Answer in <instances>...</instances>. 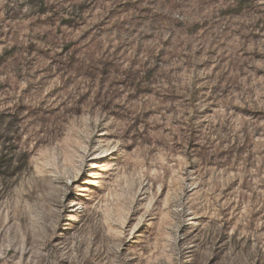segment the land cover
Masks as SVG:
<instances>
[{
  "label": "rangeland",
  "instance_id": "1",
  "mask_svg": "<svg viewBox=\"0 0 264 264\" xmlns=\"http://www.w3.org/2000/svg\"><path fill=\"white\" fill-rule=\"evenodd\" d=\"M0 264H264V0H0Z\"/></svg>",
  "mask_w": 264,
  "mask_h": 264
}]
</instances>
